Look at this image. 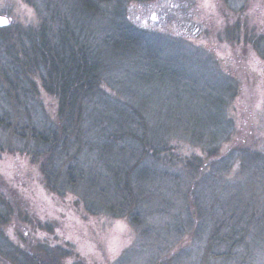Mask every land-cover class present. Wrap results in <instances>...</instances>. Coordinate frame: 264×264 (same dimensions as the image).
<instances>
[{
	"label": "rangeland",
	"instance_id": "rangeland-1",
	"mask_svg": "<svg viewBox=\"0 0 264 264\" xmlns=\"http://www.w3.org/2000/svg\"><path fill=\"white\" fill-rule=\"evenodd\" d=\"M0 16V182L27 215L0 224V264L40 246L61 264H264V0H0ZM71 33L101 64L91 114L115 127L127 109L180 160L125 197L76 175L59 192L44 184L47 147L31 133L56 125L57 101L29 37ZM76 143L58 169L81 162L112 181L110 167L137 161Z\"/></svg>",
	"mask_w": 264,
	"mask_h": 264
},
{
	"label": "trees",
	"instance_id": "trees-1",
	"mask_svg": "<svg viewBox=\"0 0 264 264\" xmlns=\"http://www.w3.org/2000/svg\"><path fill=\"white\" fill-rule=\"evenodd\" d=\"M84 8L89 11V4ZM0 30L4 29L0 28ZM8 36L9 34L6 33V37ZM29 41L32 62H35L36 68L39 67L40 72H43L42 88L57 101L56 125L48 129L47 133H31L38 143L47 147L45 152H37V154H42L39 167L48 189L59 192L63 189L61 177L69 180L76 175L85 181V185L90 190L99 186L98 183L104 186L106 182L105 189L112 188L115 195L125 197L127 195L123 193L131 192L136 185V179L144 177V172L156 174L159 164L175 166L180 161L177 157L168 154L171 147L167 146V138L155 140L153 137L147 138L144 132L139 133L137 128L140 125L128 121L130 117L133 118L134 113L127 109H122V114H127L129 118L124 120L123 125L117 124L115 127L109 125L117 123V120L111 123L106 119H97L96 114H91L93 105L89 104L100 97L103 75L101 64L88 42L79 41L73 33L69 38L60 34L55 44H51V38L45 35L31 36ZM82 140L87 146V152L101 151L108 154L111 151L130 150L129 153L137 156L136 164L123 171L110 167L112 181L101 170H99L101 173H97L95 167H91L90 164L76 162L74 165L58 169L56 163L61 162L63 154L69 152V148L75 145V142ZM91 154H88V158H91ZM75 159L80 161L79 157ZM59 179L60 184H57ZM98 179L103 180L98 181ZM106 191L107 189L102 193ZM5 193L7 194V191L0 182V224L4 225V231L14 223L15 219L20 218L23 223L24 218L27 219L22 209L15 207L14 210ZM14 213L13 220L11 214ZM1 232L0 229V234ZM24 251L18 254L22 256L25 264H61L60 248L40 246L38 251L31 250V252L28 248ZM10 258L15 259L16 262L21 261V258L14 256Z\"/></svg>",
	"mask_w": 264,
	"mask_h": 264
},
{
	"label": "snow or ice",
	"instance_id": "snow-or-ice-1",
	"mask_svg": "<svg viewBox=\"0 0 264 264\" xmlns=\"http://www.w3.org/2000/svg\"><path fill=\"white\" fill-rule=\"evenodd\" d=\"M5 23H7V20L4 18H0V24H5Z\"/></svg>",
	"mask_w": 264,
	"mask_h": 264
},
{
	"label": "water",
	"instance_id": "water-1",
	"mask_svg": "<svg viewBox=\"0 0 264 264\" xmlns=\"http://www.w3.org/2000/svg\"><path fill=\"white\" fill-rule=\"evenodd\" d=\"M0 18H4V19H6L5 17H1L0 16ZM7 20V19H6ZM7 23H5V24H0V26H4V25H6Z\"/></svg>",
	"mask_w": 264,
	"mask_h": 264
}]
</instances>
